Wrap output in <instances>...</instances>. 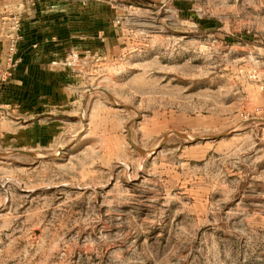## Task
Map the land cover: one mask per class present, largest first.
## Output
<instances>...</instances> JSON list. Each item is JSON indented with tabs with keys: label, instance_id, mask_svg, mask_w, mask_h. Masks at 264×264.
<instances>
[{
	"label": "rangeland",
	"instance_id": "obj_1",
	"mask_svg": "<svg viewBox=\"0 0 264 264\" xmlns=\"http://www.w3.org/2000/svg\"><path fill=\"white\" fill-rule=\"evenodd\" d=\"M60 42L96 99L0 103V264H264V0H0V94Z\"/></svg>",
	"mask_w": 264,
	"mask_h": 264
},
{
	"label": "crops",
	"instance_id": "obj_2",
	"mask_svg": "<svg viewBox=\"0 0 264 264\" xmlns=\"http://www.w3.org/2000/svg\"><path fill=\"white\" fill-rule=\"evenodd\" d=\"M55 41V40H54ZM57 41V40H56ZM58 43V42H57ZM261 50L264 59V48ZM94 52L100 51L94 49ZM22 64L15 72L7 88L0 94V103H4L8 90L14 89L16 93L15 103L20 108V116L29 115L31 119L44 114L67 115L73 106V99H81L79 111L86 110L90 101L96 99V93L87 89L80 90L74 83H82L89 78L87 62L71 65V62H59L57 66L49 65L51 57H65L68 55L67 47L63 44H23L20 47ZM70 63V64H69ZM79 85V84H78ZM75 89V91H73ZM34 125V124H33Z\"/></svg>",
	"mask_w": 264,
	"mask_h": 264
},
{
	"label": "built area",
	"instance_id": "obj_3",
	"mask_svg": "<svg viewBox=\"0 0 264 264\" xmlns=\"http://www.w3.org/2000/svg\"><path fill=\"white\" fill-rule=\"evenodd\" d=\"M0 82H2V79L0 80Z\"/></svg>",
	"mask_w": 264,
	"mask_h": 264
}]
</instances>
